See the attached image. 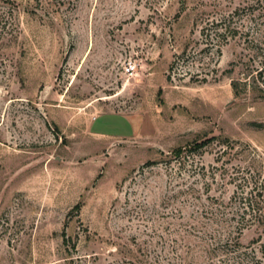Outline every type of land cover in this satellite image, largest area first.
I'll return each instance as SVG.
<instances>
[{"label":"rangeland","instance_id":"rangeland-1","mask_svg":"<svg viewBox=\"0 0 264 264\" xmlns=\"http://www.w3.org/2000/svg\"><path fill=\"white\" fill-rule=\"evenodd\" d=\"M0 264H264V0H0Z\"/></svg>","mask_w":264,"mask_h":264},{"label":"trees","instance_id":"trees-1","mask_svg":"<svg viewBox=\"0 0 264 264\" xmlns=\"http://www.w3.org/2000/svg\"><path fill=\"white\" fill-rule=\"evenodd\" d=\"M223 22L224 21H222V22H217V24L216 23H213V25L212 26H216V28H217V31H218V29H219V25L221 26V29L222 30H219V31H222V32H219V35H221V36H223L225 39H226V41H228V39H229V37H235L236 35H237V33H238V28H236V27H233L232 25H230V24H226L225 22V24H223ZM207 144V142H203L202 144H198L197 146H196V148H194V149H200V148H202L203 146H205ZM182 153H184V149H179L177 152H176V155H178V156H181L182 155ZM251 201H250V200ZM248 201H249V205L252 207V210L254 211H256V209H253V206L255 205L254 203H253V201H252V199L251 198H248L247 199ZM259 215H260V217L263 215V213L260 211V213H259Z\"/></svg>","mask_w":264,"mask_h":264},{"label":"built area","instance_id":"built-area-1","mask_svg":"<svg viewBox=\"0 0 264 264\" xmlns=\"http://www.w3.org/2000/svg\"><path fill=\"white\" fill-rule=\"evenodd\" d=\"M133 69H134V67L133 66H130L128 70L129 71H132Z\"/></svg>","mask_w":264,"mask_h":264}]
</instances>
